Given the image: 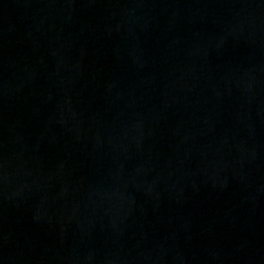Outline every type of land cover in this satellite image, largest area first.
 Wrapping results in <instances>:
<instances>
[{
	"label": "water",
	"instance_id": "obj_1",
	"mask_svg": "<svg viewBox=\"0 0 264 264\" xmlns=\"http://www.w3.org/2000/svg\"><path fill=\"white\" fill-rule=\"evenodd\" d=\"M0 67L264 70V0H0Z\"/></svg>",
	"mask_w": 264,
	"mask_h": 264
}]
</instances>
